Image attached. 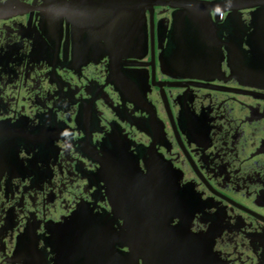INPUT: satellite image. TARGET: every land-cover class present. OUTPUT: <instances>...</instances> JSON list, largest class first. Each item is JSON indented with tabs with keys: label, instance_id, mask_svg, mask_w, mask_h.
Instances as JSON below:
<instances>
[{
	"label": "flooded vegetation",
	"instance_id": "obj_1",
	"mask_svg": "<svg viewBox=\"0 0 264 264\" xmlns=\"http://www.w3.org/2000/svg\"><path fill=\"white\" fill-rule=\"evenodd\" d=\"M4 2L0 264H264V0Z\"/></svg>",
	"mask_w": 264,
	"mask_h": 264
},
{
	"label": "water",
	"instance_id": "obj_2",
	"mask_svg": "<svg viewBox=\"0 0 264 264\" xmlns=\"http://www.w3.org/2000/svg\"><path fill=\"white\" fill-rule=\"evenodd\" d=\"M180 6L186 8V9L189 8V6L186 5V4H183V5L180 4ZM191 7L195 8V6H191ZM8 10H9V2L0 3V17L6 16L8 14ZM182 14L189 15V16H194V17L180 18L179 19V23L183 24L184 21H187V22L192 21L194 24H198L200 26V28L198 30L194 31L190 36L187 35L188 33L184 32L183 28H180L179 26L177 27V30H176L177 31V33H176L177 38L181 40L182 36H183V38H187L188 40H190L192 42L190 44L189 48H188L190 51L202 52L204 50L207 51V50L210 49L215 54H216L217 51H218L217 53L221 52V44H220V41H219L220 38H217L219 42L217 44H215V45L214 44H212V45H210V44L208 45L207 44L208 40L211 39L210 35H209L210 34L209 31L211 29L207 27V24H206L207 20L205 19V17L202 16L204 14H201L198 11V9L191 10V11H189V13L184 11V12L179 13L178 15H182ZM209 16H210V14H206V17L208 19H209ZM176 47L177 48L174 49L175 50L174 53H176V54L181 53L182 52L181 47H179V45L176 46Z\"/></svg>",
	"mask_w": 264,
	"mask_h": 264
}]
</instances>
